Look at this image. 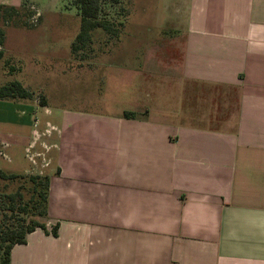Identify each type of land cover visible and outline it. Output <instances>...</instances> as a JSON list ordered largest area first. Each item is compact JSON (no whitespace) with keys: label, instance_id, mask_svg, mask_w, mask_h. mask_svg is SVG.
<instances>
[{"label":"crops","instance_id":"0c3cea01","mask_svg":"<svg viewBox=\"0 0 264 264\" xmlns=\"http://www.w3.org/2000/svg\"><path fill=\"white\" fill-rule=\"evenodd\" d=\"M59 1L0 5L34 7L42 20ZM118 4L129 8L128 24L137 0ZM161 7L155 17L168 42L153 56L165 58L148 61L144 75L176 80L173 99L136 93L100 116L56 117L48 232L27 234L9 264H264V0H160ZM29 108L0 101V137L12 154L33 148Z\"/></svg>","mask_w":264,"mask_h":264},{"label":"rangeland","instance_id":"374dc122","mask_svg":"<svg viewBox=\"0 0 264 264\" xmlns=\"http://www.w3.org/2000/svg\"><path fill=\"white\" fill-rule=\"evenodd\" d=\"M119 1L102 0L100 18L108 21L109 30H94L90 43L74 54L70 52V44L79 31L80 17L73 0H60L61 9L44 14L36 24L30 22L31 15L23 14L2 23L5 40L0 59V85L17 80L34 93L32 101L22 102L30 105L26 119L34 132L30 134L33 148L24 153L21 146L12 148L15 151L12 154L7 141L0 137V168L17 173L30 168L26 175L48 174L46 170L52 156L48 135L53 131L52 123H57L55 119L61 113L100 116L130 104L136 93L144 100L147 94L152 100L173 99L174 88L170 85L176 80L165 79V75L154 71L155 66H148L154 72L144 75L148 61L152 63L155 59L165 58L164 55L153 56L157 47L165 49L168 42L162 40L160 30L164 25L155 17V12L162 11L160 0H137L135 13L128 24L123 20L126 11L130 14V10L119 6ZM25 10L33 14L29 6ZM174 51L178 55L179 50ZM138 53L145 55L140 62L136 61ZM141 78L146 79V84ZM138 82L144 85L140 93L133 92ZM157 84L162 85L161 88H157ZM43 98L44 107L39 103ZM10 159L13 165L8 163ZM24 183L26 181L18 182ZM18 184L11 185L9 190L14 191Z\"/></svg>","mask_w":264,"mask_h":264},{"label":"trees","instance_id":"16d2710c","mask_svg":"<svg viewBox=\"0 0 264 264\" xmlns=\"http://www.w3.org/2000/svg\"><path fill=\"white\" fill-rule=\"evenodd\" d=\"M80 17L79 31L70 44L72 54L83 50L91 40V34L96 29L109 30V23L100 18L102 0H73ZM20 8L0 5V59L3 56L5 32L2 23L21 14L32 15ZM24 26L27 23L23 24ZM13 70V67H11ZM34 93L25 88L19 81L10 80L0 85V101L19 103L32 101ZM41 106H46L45 99L40 100ZM135 113L123 112L124 118H134ZM26 181V184L18 182ZM17 183L16 189L9 190ZM0 264H9L10 250L16 244H22L26 235L41 229L48 232L44 223L48 213V195L50 179L45 175H26L23 172L4 170L0 168ZM56 235L57 227L49 231Z\"/></svg>","mask_w":264,"mask_h":264},{"label":"built area","instance_id":"2783aa9c","mask_svg":"<svg viewBox=\"0 0 264 264\" xmlns=\"http://www.w3.org/2000/svg\"><path fill=\"white\" fill-rule=\"evenodd\" d=\"M30 9L33 11V14L31 15V19H30V22L32 23V24H36L37 22H38V20H39V18H40V12H39V10L38 9H36V8H34V7H30ZM30 161V160H29ZM32 164H34V162L33 161H30ZM45 167H47L48 166V164H45L44 165ZM39 173V172H38ZM41 174V173H40Z\"/></svg>","mask_w":264,"mask_h":264}]
</instances>
